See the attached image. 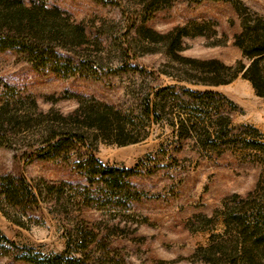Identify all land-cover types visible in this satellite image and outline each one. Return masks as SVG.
Masks as SVG:
<instances>
[{
	"label": "rangeland",
	"instance_id": "374dc122",
	"mask_svg": "<svg viewBox=\"0 0 264 264\" xmlns=\"http://www.w3.org/2000/svg\"><path fill=\"white\" fill-rule=\"evenodd\" d=\"M41 1L86 37L43 64L0 49V116L12 121L0 130V184L13 176L38 196L0 202V264H208L201 250L235 235L230 212L264 208V97L242 74L203 84L188 59L248 63L235 35L264 16V0ZM81 102L120 110L138 140L84 127L74 151L41 158L50 118L37 115ZM90 154L113 168L115 187L81 170Z\"/></svg>",
	"mask_w": 264,
	"mask_h": 264
},
{
	"label": "trees",
	"instance_id": "16d2710c",
	"mask_svg": "<svg viewBox=\"0 0 264 264\" xmlns=\"http://www.w3.org/2000/svg\"><path fill=\"white\" fill-rule=\"evenodd\" d=\"M85 37V28L80 24L70 23L56 6H47L41 0H0V49H19L28 55L29 61L43 64L48 62L46 57L49 53L55 54L57 46L61 49L66 44L78 46L83 43ZM177 40H181V35L176 42ZM235 44L242 49L248 63L239 61L236 66H228L217 59L188 60L197 64L196 70L202 76L199 81L203 84H226L242 74L251 82L256 94L264 97V16L253 13L244 18L242 30L235 35ZM188 92L209 100L219 95L214 91ZM152 108L148 105L147 112L150 113ZM37 116L50 118L47 119L46 135L37 148V154L49 160L64 158L75 150L73 148H76V142L84 143V127L98 132L103 138L116 140L119 144L138 140L133 137V129L129 128L122 112L106 103L81 102L69 114L50 111L41 112ZM6 123L12 121L10 118L4 120L0 116V130ZM71 123L76 124L77 128H69ZM82 167L81 170L89 178L102 177L111 187L118 184L117 179H105L106 176H113L114 170L93 154L89 155ZM31 197L38 202L36 192L24 180L18 181L9 175L1 177L0 202L6 201L10 205L23 207ZM248 212L247 210L245 215H239L236 209L230 212L233 223L236 222L235 235L213 242L201 250V259L204 262L264 264V208L261 207L252 217ZM228 226L230 227L229 224ZM55 260L53 264H67L73 261L75 262L72 264L82 263V259Z\"/></svg>",
	"mask_w": 264,
	"mask_h": 264
}]
</instances>
